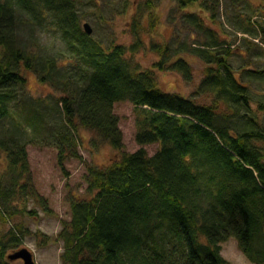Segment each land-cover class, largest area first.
I'll list each match as a JSON object with an SVG mask.
<instances>
[{"label": "trees", "instance_id": "trees-1", "mask_svg": "<svg viewBox=\"0 0 264 264\" xmlns=\"http://www.w3.org/2000/svg\"><path fill=\"white\" fill-rule=\"evenodd\" d=\"M175 1L195 27V43L153 40L150 48L161 57L144 68L128 56L146 49L143 35L154 30L141 22L143 10L132 23L133 44L105 47L82 27L75 0H0V127H6L0 152L8 161L0 178L1 219L13 217L8 202L31 193L30 178L24 181L28 144L55 140L65 171L68 158L85 162L79 128L120 150L114 105L130 101L137 114L139 149L104 167L86 164L87 196L70 199L71 220L59 235L63 264H230L221 251L231 238L254 264H264V119L256 115L264 105L255 112L248 84L230 63V42L216 27L222 1ZM229 1L235 9L241 0ZM46 10L71 55L63 71L55 56H42L19 37L22 15L28 12L33 23L48 19ZM242 16H234L235 24ZM242 23L243 32L256 30L250 18ZM183 54L207 66L193 96H212L211 103L159 88L158 70L194 80ZM25 69L42 83L61 84L54 105L27 95ZM151 144L158 149L149 155L144 146ZM28 233L14 225L0 235V264H13L8 250L20 248Z\"/></svg>", "mask_w": 264, "mask_h": 264}, {"label": "rangeland", "instance_id": "rangeland-1", "mask_svg": "<svg viewBox=\"0 0 264 264\" xmlns=\"http://www.w3.org/2000/svg\"><path fill=\"white\" fill-rule=\"evenodd\" d=\"M148 1L75 0V3L82 27L85 23H89L93 29L90 35L105 47L113 44L127 46L133 44L136 38L132 33V23L135 18H139L140 10H143L145 15H142L141 22L147 29H152L153 23L154 35L151 36L152 33L143 35L147 48L128 56L140 62L144 68H151L161 57L150 48L154 43L153 40L170 41L173 47L176 42L180 44L181 41L192 44L195 43L193 37L196 31L193 25L184 21L185 13L178 11L175 0H150L153 3L152 9L147 6ZM221 1V17L216 23L222 25L216 27L226 32L224 36L229 40L233 52L230 63L241 76L242 81L248 84L249 98L256 112L259 104L264 105V74L258 72L264 70V0H241L239 7L235 9L229 0ZM191 11L196 12V7H190ZM239 13L243 15L242 19L235 24L234 16ZM43 14H46L45 18L50 16L47 10ZM31 18L28 12L22 15L18 26L19 37L35 51L42 53V56H55L60 64V70L68 69L70 63L67 60L71 55L67 52L60 34L49 24L50 18L45 20L40 18L33 23L30 22ZM249 18L252 27L256 30L245 33L241 29L242 22ZM207 22L215 27L216 23L211 20ZM182 56L192 65L194 80L187 82L179 72L158 70L159 88L168 93L192 96L197 103H211L212 96H193V92L205 75L207 66L190 54ZM23 74L27 78L26 93L30 98L42 99L54 105L55 100L63 94L60 83H42L37 73L27 69ZM114 113L119 117V126L123 132V148L116 150L109 143L104 142L98 133L81 127L77 136L78 151L85 162L68 158L65 161V171L58 163L59 149L55 140L27 145L28 168L24 181L30 178L31 193L29 197L8 202L13 217H8L6 221L0 218V235L14 225H19L25 232H29L23 236L20 248L30 250L37 264H63L61 257L64 252V241L59 235L64 222L71 220L70 199L87 196L86 164L104 167L118 160L123 152H134L140 148L135 140L137 114L134 105L130 101L118 102L114 105ZM256 115L264 119V112L261 111ZM224 123L227 122L224 120ZM230 123L237 124L236 120L235 124ZM5 129L4 126L0 127V138L5 136ZM144 147L148 154L152 155L157 151L158 144ZM7 170L8 161L3 151L0 152V178L4 173L7 174ZM17 207L22 209L20 214L13 213ZM20 248H10L8 253L13 254ZM221 254L230 264H254L233 238L222 243ZM11 261L13 264H23L21 258Z\"/></svg>", "mask_w": 264, "mask_h": 264}, {"label": "water", "instance_id": "water-1", "mask_svg": "<svg viewBox=\"0 0 264 264\" xmlns=\"http://www.w3.org/2000/svg\"><path fill=\"white\" fill-rule=\"evenodd\" d=\"M83 27H84V30L88 34H92L93 33V29H92V27L90 26L89 23H85L83 25ZM9 258L11 260H16V259L21 258L23 260V264H37L35 259H34L33 253L30 250L26 249V248H22L19 251L14 252L13 254H10Z\"/></svg>", "mask_w": 264, "mask_h": 264}]
</instances>
